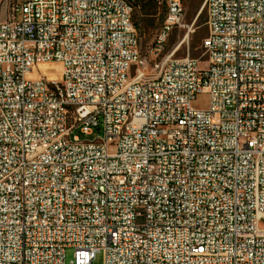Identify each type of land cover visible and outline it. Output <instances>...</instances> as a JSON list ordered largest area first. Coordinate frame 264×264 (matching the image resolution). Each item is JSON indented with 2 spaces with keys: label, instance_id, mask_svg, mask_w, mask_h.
<instances>
[{
  "label": "built area",
  "instance_id": "1",
  "mask_svg": "<svg viewBox=\"0 0 264 264\" xmlns=\"http://www.w3.org/2000/svg\"><path fill=\"white\" fill-rule=\"evenodd\" d=\"M166 3L143 49L128 0H0V264H264V0H205L202 61Z\"/></svg>",
  "mask_w": 264,
  "mask_h": 264
},
{
  "label": "rangeland",
  "instance_id": "2",
  "mask_svg": "<svg viewBox=\"0 0 264 264\" xmlns=\"http://www.w3.org/2000/svg\"><path fill=\"white\" fill-rule=\"evenodd\" d=\"M12 1L13 0H5L6 4H10ZM129 1L133 6V20L135 24V22L139 19V16L142 14L140 10V1ZM182 2L185 8V27H177L169 35L166 42L165 53L168 54L175 51V58H183L189 56L191 58L199 59L202 61L206 58L204 49L202 47V42L208 34V28L205 25V21L207 18V10L203 8L205 0H182ZM200 11L204 12L201 24L197 20V16ZM166 12L167 3L165 2V0H158L156 11L153 13L151 18H145L146 21L145 23H143L141 30L135 25L137 33L141 39L143 49L147 48V46L154 41L161 28ZM201 66H205V64H201ZM49 67H53L50 68V70H54L53 72L57 71V67H59L60 71L62 70L61 66L57 63H52L50 65L43 66V69L46 70ZM208 105L209 101L206 92H203L202 94L198 95L196 100L194 101V106L197 109H206ZM75 134L78 135L81 139H94L96 137L102 136L103 131L95 129L94 134L87 136L84 135L80 130H76ZM73 254V249L67 250L68 261L72 259ZM102 260L103 253H97L96 263H101Z\"/></svg>",
  "mask_w": 264,
  "mask_h": 264
},
{
  "label": "trees",
  "instance_id": "3",
  "mask_svg": "<svg viewBox=\"0 0 264 264\" xmlns=\"http://www.w3.org/2000/svg\"><path fill=\"white\" fill-rule=\"evenodd\" d=\"M129 1V0H128ZM140 1V10L142 14L139 16V19L135 22V25L137 28L141 30L143 23H145V18H151L153 13L157 9L158 0H139ZM167 0H165L166 2ZM130 2V1H129ZM203 14L204 12H201V14L198 16V21L201 24L203 20ZM198 24V25H200ZM147 27V26H146Z\"/></svg>",
  "mask_w": 264,
  "mask_h": 264
},
{
  "label": "bare ground",
  "instance_id": "4",
  "mask_svg": "<svg viewBox=\"0 0 264 264\" xmlns=\"http://www.w3.org/2000/svg\"><path fill=\"white\" fill-rule=\"evenodd\" d=\"M50 64H52V63H50ZM50 64L41 65V69L44 72H53L54 70H50V68H53V67H49L46 70L43 69V66L50 65ZM58 71H60L59 67H57L56 72H58ZM218 133H229V126H218Z\"/></svg>",
  "mask_w": 264,
  "mask_h": 264
},
{
  "label": "water",
  "instance_id": "5",
  "mask_svg": "<svg viewBox=\"0 0 264 264\" xmlns=\"http://www.w3.org/2000/svg\"><path fill=\"white\" fill-rule=\"evenodd\" d=\"M201 12H202V11H200V13L198 14V16L201 14ZM198 16H197V18H198Z\"/></svg>",
  "mask_w": 264,
  "mask_h": 264
}]
</instances>
